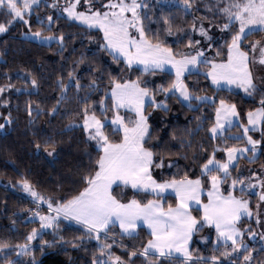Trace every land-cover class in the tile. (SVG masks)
Listing matches in <instances>:
<instances>
[{
  "label": "trees",
  "instance_id": "obj_1",
  "mask_svg": "<svg viewBox=\"0 0 264 264\" xmlns=\"http://www.w3.org/2000/svg\"><path fill=\"white\" fill-rule=\"evenodd\" d=\"M167 1L175 3L145 0L148 6L141 9V15L147 17L144 25L148 37L152 39L158 36L159 41L174 52L183 54L190 48L187 47L189 39L196 41L192 25L197 20L215 27H222L227 22L215 10L208 11L216 0H195L188 11H185L181 0ZM49 16L53 17L51 23L47 19ZM201 17L207 19L201 20ZM7 18L0 14L1 20L6 21ZM29 22V27L24 23L14 24L0 39V87L12 86L0 95V124L6 119L10 121L5 125V133L0 131V242L11 246L0 250V264L13 260L19 249L16 246L28 243L27 236L33 229L40 228L38 222L31 220L37 205L22 194L20 181L27 179L40 195L56 204L77 195L85 186L82 176L89 167L95 170V161L102 155L97 151L95 141L88 140L82 127L69 130V125H82L86 106H89L90 112L94 109L102 122L112 119L114 109L108 93L113 82L138 81L155 96L156 103L164 101L167 104V111L154 104L146 108L151 138H146L145 147L154 152L155 160L162 158L164 161L163 168L152 169L153 178L158 182L179 180L187 174L189 179H201L207 188L209 180L208 176L201 175L202 165L214 152L215 156H219L224 152L222 149L245 145L242 139L231 138L235 133L241 135L240 126L228 130L223 137L212 138L210 129L216 122V109L221 99L233 103L238 106L243 123H246L247 113L260 107V101L264 99L263 89H258L252 97H246L241 93L216 90L206 76L192 74L186 80L191 92L196 96H214L215 101L199 103L194 100V106L189 108L177 100L176 95L168 94L169 98L165 99V94L158 91L161 87H170L174 82L172 74L146 73L129 68L121 59L114 60L109 52L102 49L104 40L99 30L72 22L43 4L34 9ZM169 27L171 35L168 34ZM38 30L43 36L63 34V47L59 42L46 46L23 37L26 32ZM236 30L237 26L234 25L231 32L212 45L213 60H227V44ZM263 37L264 31L255 32L244 40L243 46L250 52L251 45ZM216 51H219V55ZM70 72H74L75 78L72 80L69 79ZM32 79L37 81L36 87L32 86ZM76 80L81 85L79 90L75 86ZM93 80L96 81L95 89L88 87ZM61 84L67 86L66 89L62 90ZM101 101L107 108L103 115ZM54 107L57 111L53 114L51 110ZM104 131L113 143H120L123 139L122 133H114L110 124L106 125ZM53 146L55 154L50 157L47 151H52ZM252 163L258 168L264 167V148ZM112 194L122 203L132 199L147 203L150 199H156L153 195L124 186L114 187ZM244 197L249 198L251 209L255 210L256 196ZM161 203L167 209L169 205L176 207L178 201L173 196H166ZM192 213L197 219L200 218L199 211ZM240 226L244 230L249 228L245 236L256 229L254 220L244 219ZM208 231L204 227L196 232L191 248V264H204L203 260L197 261L196 258L209 259L225 251L224 245L214 244V233ZM206 232L212 233V239L210 244L204 246L200 244V237ZM119 233L116 228L109 233L115 243L113 239H102L103 242L113 243L111 253L121 257L125 264H148L140 255L129 258L131 251H142L147 245L151 239L148 232L141 228L135 239L121 237ZM45 241L48 245H45ZM73 244L77 246L73 247ZM99 248V241L89 238L83 227L64 221L59 223L56 231L45 232L35 240L32 259L21 264H32L33 258L36 264H93L94 257L102 258ZM227 250L231 251V247ZM229 260L243 264V257L235 253L228 259L221 257V264H229ZM157 264H179V261L160 258ZM251 264H264V248L253 256Z\"/></svg>",
  "mask_w": 264,
  "mask_h": 264
},
{
  "label": "snow or ice",
  "instance_id": "obj_2",
  "mask_svg": "<svg viewBox=\"0 0 264 264\" xmlns=\"http://www.w3.org/2000/svg\"><path fill=\"white\" fill-rule=\"evenodd\" d=\"M89 8L87 12L77 11L80 0H67V6L63 12L67 14V18L79 21L88 28H99L103 32L104 43L102 49L109 52L114 60L123 59L125 63L132 67L133 65H142V70L146 73H155L156 71H164L167 65L175 69V81L168 88L161 87L159 92L165 94V99L169 98L168 94L176 96L177 100L189 102L188 107L191 108L192 100L208 103L210 97L196 96L191 93L187 85L183 82L182 77L185 72L190 71V67H195L200 63L210 65L207 76L217 87L221 84L235 85L243 88L246 93L252 95L256 91L253 74L249 64L259 63L264 65V46H259L260 41L251 45V50L255 53L259 46V60L252 57L251 61L249 53L241 49V43L247 37L255 32L264 31V0H216L215 5L208 7V11L215 10L226 18V23L221 27V31L231 32L234 25H238L231 36V42L227 44L228 56L226 62L216 63L209 61L204 56L203 51H197L196 55H187L174 52L171 47L165 46L159 41L158 36L150 39L146 33L144 19L140 9L147 8L145 0H108V3L102 4L104 11L93 10L91 4L93 0H87ZM185 11L193 7L195 0H181ZM40 0H0V14L12 17L7 22L11 25L16 20L24 19L26 14H30L34 7H38ZM52 7H57L54 2ZM130 14V15H129ZM49 23L53 17L49 16ZM201 20L207 19L201 17ZM43 23V21H38ZM167 22V21H166ZM7 25L0 23V33L7 31ZM193 31H198L205 39L212 40L208 35V29L201 23L197 29L195 22L192 25ZM134 29L138 36L132 35ZM168 34H172L169 27ZM32 40L40 43H50L55 40L63 47L64 36H47L42 37L41 31L31 33ZM155 40V42H154ZM200 41L193 42L189 39L187 47L199 45ZM219 55V52L217 53ZM180 56V59L176 57ZM74 72L69 73V79H74ZM32 86H37V81L32 79ZM76 88L79 90L81 85L76 80ZM11 85L0 87V95L7 91ZM67 86L61 84L62 90ZM89 88L95 89L96 81L93 80L88 85ZM110 97L115 109L130 108L136 113L137 119L132 121L130 127L122 116L117 114L110 121L113 132L123 131V139L120 143H113L109 136L105 134L104 128L106 123L97 117L96 111L90 112L89 106L83 109L82 125L71 124L69 130L75 127H82L89 141H95L96 149L102 155L95 161L96 168L93 171L88 168L86 174L82 176V182L85 185L83 189L71 198L56 203L53 207L51 200H45L32 188L27 179L20 181L25 192L31 194L37 201L45 202L51 212L55 216H39L41 221V229L52 228L54 224L62 217L64 220L75 221L76 224L82 225L86 235L89 238L99 242L100 257L107 256V259L94 257L93 264H124L119 256L111 253L113 243H106L109 233L117 226L120 229V236L135 239L137 229L141 224L146 225L150 229L152 239L147 242L142 251H131L129 258L137 255L143 256L148 264H157L160 258L179 261V264H191L193 261V253L189 250V242L194 233L201 231L205 226L214 227L217 233V244L221 241L225 246V251L219 256L210 257L211 264H221V257L228 259L233 253H239L243 248L247 250V245L243 243L242 231L237 228V222L242 216H251L249 202L242 198L235 197L230 191L227 196L221 194L220 185L230 177V167L238 166L236 162L239 156L244 153L251 152L252 158H255L257 146L260 141L254 140L248 133L249 131L259 130L258 126L264 124V99H261V107L255 111L247 113V125L243 127V136L247 137V143L250 148H225L222 149L227 154V160L221 162L215 159V152L207 163L202 165L201 175L208 176L211 181V190L207 192L208 203L201 204L200 196L203 192L201 179H189L187 174L182 179H172L164 182H158L153 178L152 169L163 168L164 161L154 159V152L145 147L146 137L150 139L147 117L144 115V106L148 98L149 106L153 104L157 108L167 111V104L164 101L156 103L155 96L150 95L147 87H141L138 81H128L124 83L113 82ZM85 102L87 97L84 98ZM6 103V101H5ZM220 106L216 109V123L210 129L213 138L222 135L226 125L232 126V117H237L236 105L227 104L225 100H220ZM54 107L51 113H56ZM107 111L103 101H101V114ZM31 116V109H29ZM106 120V117H105ZM10 123V121H9ZM239 126V125H238ZM4 125L0 124V129ZM264 136V132H262ZM241 137H235L240 139ZM51 138H49L50 142ZM46 142V143H48ZM39 150V145H37ZM221 149H217L220 151ZM55 147L52 151H47L48 156H54ZM239 154V156H238ZM91 155L89 154V162L91 163ZM172 167L171 164L168 165ZM223 174L222 176L220 174ZM261 187H264V181L258 180ZM243 185L244 181L233 179L231 187L235 189L237 185ZM113 185L120 187L130 186L136 192H144L156 197L150 199L147 203H141L137 199H132L128 203H121L113 194ZM256 184L249 183L248 188H255ZM168 190L174 192L177 198V205L173 208L171 205L165 210L161 200L164 199V193ZM243 191V188L241 189ZM260 200L264 201V192L260 194ZM199 205V208H194ZM203 215L197 219L192 212L200 211ZM259 223V219H257ZM41 233L36 229L27 236L24 245H17L20 248V255H30V242L37 238ZM250 235L255 238L256 233L251 232ZM103 236V241H102ZM239 238V240H238ZM63 238L61 237V240ZM264 239V234H261ZM231 241V251H228V242ZM48 245V242H44ZM51 246V245H49ZM73 244V247H76ZM11 247L6 242H0V250ZM43 251V248H41ZM197 261L203 260L204 264H209V259L197 257ZM245 262L251 260V252L243 256ZM8 264H14L9 261ZM19 264V262H16ZM32 264H36L35 258ZM229 264H236L235 260H229Z\"/></svg>",
  "mask_w": 264,
  "mask_h": 264
},
{
  "label": "rangeland",
  "instance_id": "obj_3",
  "mask_svg": "<svg viewBox=\"0 0 264 264\" xmlns=\"http://www.w3.org/2000/svg\"><path fill=\"white\" fill-rule=\"evenodd\" d=\"M161 1H165L166 3H175V1H167V0H161ZM54 2L57 4V7H52V4ZM106 3H108V0H93V2L91 4V7H92L93 10L104 11L105 9L102 8V4H106ZM42 4L48 6L52 10L56 11L59 15L67 18V14L63 12V9L67 6V0H40L39 6L42 5ZM35 8H37V7H34L30 14H26L24 16V19L28 21V23L26 24L28 27H29V24H30L29 18L33 14V11H34ZM88 8H89V4H88L87 0H80V4L77 6V11H85V12H87ZM140 12H141V9H140ZM11 19H12V17L11 18L10 17L7 18L6 21L0 19V23H4V24L7 25V22L9 20H11ZM71 21L75 22V23H78V24H80V25H82L84 27H87L86 25L81 24L79 21H74V20H71ZM16 23H24V22L22 20H16L11 25H7V31L4 32V33H0V39H1V37L3 35H5L8 32L9 28L11 26H13L14 24H16ZM201 23H203V22L200 21V20H197V22H196L197 29L200 27ZM203 26L206 29H208V35L212 37V40L205 39L204 37H202L199 34L198 31H193L194 36L196 38V41L198 40V41H200V43H199V45H195L194 47L188 48L183 54L194 56V55H196L197 51H203L204 52V56L201 57V60L206 58L207 60L213 61V62H216V63L226 62L227 60L226 61H221V60H213L212 59V55L214 54L213 49H212L213 48L212 45L216 44V41L220 40L223 35H225L226 33H229V32L221 31V27H215L213 24L205 25L203 23ZM236 26H237V29H238V25H236ZM89 29L99 30L103 34V32L99 28H89ZM130 31H131L132 35L138 36V33H136L134 29H132ZM31 33H34V32H26V33L23 34V37L26 38V39H29L31 41H34V40H32L30 38L31 37ZM41 36L42 37H47V36H43V35H41ZM34 42L39 43L41 45L49 46V45H51V44H53L54 42H57V41L53 40L50 43H40V42H37V41H34ZM243 42H244V40L241 43V49L243 51L248 52L246 47L243 46ZM246 46H249V45H246ZM259 46H264V37H263V39L260 40V45ZM259 46H258V49H259ZM258 49H257V51L255 53H253L251 48H250V52H248L250 61H251L253 56H255L257 61L259 60L260 57H259V50ZM218 52L219 51H216V54ZM176 58L180 59L181 57L177 56ZM121 60L125 63V61L122 58H121ZM189 67H190V71L185 72L184 76L182 77V79H183V82L187 85V87H188L190 92H191V90H190L186 80H187L188 76H190L192 74H203L204 76H206L208 78L210 85L216 90H226V91H230V92L241 93V94L245 95L246 97H252L258 89H263L264 90V65H261L258 62L255 63V64H252V63L249 64L250 70L252 71V74H253L254 83L257 86L256 87V91L252 95H249L248 93H246L244 91L243 88L236 87L235 85L229 86V85H226V84H221L220 87H217L216 85H214L212 83V81H211V78L206 75L207 72L210 70V65H205L203 63H200V64H198L195 67H192V66H189ZM129 68H137V69L143 71L142 70L143 66L142 65H138V64L137 65H133L132 67H129ZM156 72L172 74L174 76V81L176 79V77H175V69L171 68L170 65H167L165 67L164 71H156ZM140 86L143 87L141 84H140ZM112 87H113V85H112ZM112 87L109 90V93H108L109 96H110V92L112 90ZM150 95H153V94L150 93ZM176 96H179V93H176ZM204 97H210L211 98V101L208 102V103H214V101H215V97L214 96L207 95V96H204ZM145 99H146V103H145L143 111H144V115L147 117L148 129L150 131V125L148 123V116L146 114V108L149 105V103L147 102L148 98H145ZM180 101L183 104H185L186 106L189 103V102L182 101V100H180ZM198 102L199 103H203L201 101H198ZM226 103L230 104V105L233 104V103H228V102H226ZM191 104L194 106V100L191 101ZM112 105H113V103H112ZM219 106H220V103H219L218 107ZM260 107H261V104H260ZM113 109H114V117L112 119H114L115 116L117 114H119L120 116H122L124 118L125 123H128L130 127L132 126L131 122L135 121L137 119L136 113L133 110H131L130 108H119L117 110V109H115L113 107ZM236 111L238 113V116L237 117H232V120H233L232 126L229 127V126L226 125L225 130L223 131L222 135L216 136L214 139H217V138L225 136L226 133L228 132V130L233 129V128H235V127H237L239 125L242 128L241 135L240 134L237 135V133H235V134H233V136L231 138L235 139V137H241L239 140L242 139L245 142V145L244 146H236L235 148H250L251 146L247 143V137L243 136V127L244 126H248L247 125V121H246V123H243V120H242V117H241V112H240L238 106H236ZM0 116H1V113H0ZM112 119L107 121L106 125L110 124V121ZM216 119H217V117H216ZM246 119H247V117H246ZM7 123H9V119H6L5 122L3 123L4 128L0 129V131L2 133H5V131H6L5 130V125ZM258 128H259V130L249 131V133H248L250 136H252V138L254 140L260 141V144L257 146V153H256L255 158H252L251 152L244 153L242 156H239V154H238L239 158H238V161L236 162V164L238 166L230 167V169H229L230 177L228 178V180L226 182H224V183H222L220 185V191H221L222 195L227 196L229 194V192L231 191L232 194L235 197L247 200L249 202V209L252 212L251 216H247V215L242 216L241 219L237 222V228H239L242 231V233H243L242 240H243V243L245 245H247V250L242 248L239 253H235V254H237L241 258L244 255H248L249 252H251V260L249 262H245L243 260V264H251L253 256L259 250L264 248V239H261V234H264V201H261L260 198H259L260 194L262 192H264V187H261V185L258 183V180L264 181V167L258 168L252 163V162L256 161L259 158V156L261 155V153L263 151V148H264V136H262V132H264V124L259 125ZM120 132L122 133V136H123V131H120ZM210 134H211V136L213 138V134L211 133V131H210ZM215 159L218 160V161H221V162H225L227 160L226 152L224 151L219 156H215ZM235 169H237V170H235ZM220 175L222 176L223 174L221 173ZM233 179L243 180L244 184L243 185H239L238 184L235 187V189H233L231 187V183H232ZM208 180H209V183H208V187L207 188L204 187V182L201 180L202 181V186H203V192H202V194L200 196L201 204H207L208 203L207 192L209 190H211V181H210L209 177H208ZM249 183L256 184V187L252 188V189L248 188V184ZM19 187H20L19 189L21 190L22 194L25 195L29 200H31L34 204L37 205V209H36L35 213L38 212L40 216H55V213L51 212L49 210L47 203L35 200V198L32 197L30 193L25 192L23 190L21 184H19ZM242 188H243V191H241ZM33 190L35 192H37L34 188H33ZM237 192L240 193V195H238ZM248 195L256 196V198H257V200L255 201V203H256L255 210L251 209V206H250L251 202H250L249 198L244 197V196H248ZM40 196H42V195H40ZM42 197H44V196H42ZM44 199L45 200H50V199H48L46 197H44ZM53 207H56V204L53 203ZM199 207H200L199 205H195L194 208H199ZM199 212H200V217H201L203 215L202 209ZM244 219H247V220H250V221H252V220L255 221V227H256V229L254 231L256 233L255 238H253L250 234H247L245 236V232L247 230H249V228L247 227V229H245V230L241 228L240 224H241L242 220H244ZM257 219H259V223H257ZM31 220L32 221H36V222H38L40 224V228L37 229V231L40 232L41 234L38 235L36 239H34V240H32L30 242V244H29V246L31 248L30 255H20V256L17 255L13 260H10V261L14 262V264H16V262H19V264H21V262H23V261H25V262L30 261L32 259V256H33V252L35 250V240H37L45 232H54V231H56L58 229V227H59V223L60 222H64L65 221V222H68L70 224L79 225V224H76L75 221L64 220L61 217L59 219V221H57L52 228L41 229V221L39 219V216L33 215ZM79 226L83 227L82 225H79ZM205 227H207V229L209 230L208 232L214 233V237H215L214 238V244H216V245H220V244L224 245L222 241L219 244H217V233H216L214 227H208V226H205ZM208 232L204 233L203 237H200V244H202L204 246H206L207 244H210L211 239H212L211 238L212 237V233L210 234ZM102 239H103V236H102ZM108 239L112 240L113 237H109L108 236L107 240ZM238 240H239V238H238ZM99 244H101V242H99ZM119 244H123V243L119 242ZM228 245L231 246V241L228 242ZM18 252H20V248L18 249L17 253ZM101 259H107V256H104Z\"/></svg>",
  "mask_w": 264,
  "mask_h": 264
},
{
  "label": "crops",
  "instance_id": "obj_4",
  "mask_svg": "<svg viewBox=\"0 0 264 264\" xmlns=\"http://www.w3.org/2000/svg\"><path fill=\"white\" fill-rule=\"evenodd\" d=\"M121 186H123V185H121ZM114 187H116V185H113V189H114ZM128 187L131 188L130 186H128ZM163 195H164V197H166V196H173V197L176 198L174 192H172L171 190H168V191L165 192ZM121 203H122V202H121ZM163 207H164V206H163ZM194 207H195V205H194ZM174 208H175V207H174ZM165 210H166V209H165ZM192 215H193V213H192ZM193 216H194V215H193ZM141 228L145 229V230L148 232V234L150 235V229H148L147 226H146V225H143V224H141L140 227H138V229H137V234H138V231H139ZM116 229H118V231L120 232V229H119L118 226L116 227ZM195 235H196V233L193 234L192 239H191V241L189 242V250H190V251H191V248H192V244H193V242H194V237H195ZM150 236H151V235H150ZM124 237H127V236H124ZM151 239H152V237H151Z\"/></svg>",
  "mask_w": 264,
  "mask_h": 264
}]
</instances>
